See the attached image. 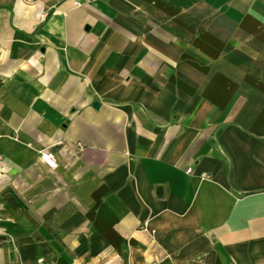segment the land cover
I'll list each match as a JSON object with an SVG mask.
<instances>
[{
  "label": "crops",
  "instance_id": "crops-1",
  "mask_svg": "<svg viewBox=\"0 0 264 264\" xmlns=\"http://www.w3.org/2000/svg\"><path fill=\"white\" fill-rule=\"evenodd\" d=\"M0 166V264H264V0H0Z\"/></svg>",
  "mask_w": 264,
  "mask_h": 264
},
{
  "label": "built area",
  "instance_id": "built-area-1",
  "mask_svg": "<svg viewBox=\"0 0 264 264\" xmlns=\"http://www.w3.org/2000/svg\"><path fill=\"white\" fill-rule=\"evenodd\" d=\"M75 5H77V3H75ZM40 159L48 168H54L56 166L53 155L47 151H42L40 153ZM5 170L3 166H0V172H4Z\"/></svg>",
  "mask_w": 264,
  "mask_h": 264
}]
</instances>
